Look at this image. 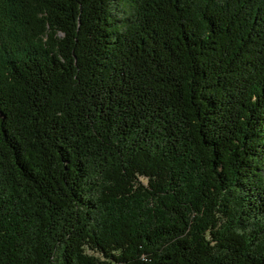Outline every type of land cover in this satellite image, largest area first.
Segmentation results:
<instances>
[{
  "label": "trees",
  "instance_id": "16d2710c",
  "mask_svg": "<svg viewBox=\"0 0 264 264\" xmlns=\"http://www.w3.org/2000/svg\"><path fill=\"white\" fill-rule=\"evenodd\" d=\"M0 264H264V0H0Z\"/></svg>",
  "mask_w": 264,
  "mask_h": 264
}]
</instances>
